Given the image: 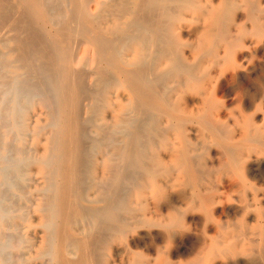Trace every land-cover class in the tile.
<instances>
[{
    "label": "bare ground",
    "instance_id": "1",
    "mask_svg": "<svg viewBox=\"0 0 264 264\" xmlns=\"http://www.w3.org/2000/svg\"><path fill=\"white\" fill-rule=\"evenodd\" d=\"M241 1L247 4V0ZM236 2L13 0L12 4V0H0V128L7 126L22 134L41 127L35 119L29 122L28 103L21 104L40 87L35 89L34 81L31 86L21 73L12 78V54L25 71L23 64L27 63L22 59L30 53L29 59L34 61H30L31 67H39L37 72L44 73L43 80L47 77V96L41 91L47 98L41 97L42 101L49 100L42 104L50 108L46 112L50 131L33 156L14 158L10 154L14 144L0 146V264L17 260L25 264L26 257L16 258L13 249L23 248L26 236L16 239L12 227L17 220L26 221L27 226L35 212L40 215L37 222L43 235L30 256L35 262L30 264L254 263L252 246L256 239L250 225L258 221L264 205V130L252 122L253 118L244 116H239L234 126L233 122L229 126L224 119L220 121L221 114L211 110L214 91L202 61L208 56L220 66V59L228 58L220 49L230 50L237 42L230 35L237 32L230 29L235 18L232 12L240 7ZM60 4L63 7L56 9ZM23 12L33 25H43L46 38L42 44L41 34H31L32 26L26 23ZM62 30L67 32L66 38L61 37ZM251 32L264 37V22L254 23ZM36 40L41 44L40 52L39 47L32 48ZM81 47L83 54L78 55L75 49ZM83 62L92 66L87 76L93 79V89L84 87L81 79L86 73L74 67ZM109 74L114 78L108 79ZM207 82L212 92L205 98L203 109L180 107L181 94L187 88L193 87L202 97L207 93ZM107 88L114 89V100L106 104L111 109L109 114L103 115L106 110H98L91 100ZM34 94L39 95L37 91ZM82 110L90 115L87 118L91 122L97 113L103 115L101 120L109 128L104 149L97 131L91 135L89 148L83 145ZM205 131L207 137L200 135ZM212 146L222 156L220 160L214 157L218 163L206 156L213 155ZM33 164L42 182L33 186L35 198L30 197L31 203L20 206L12 194L16 190L22 199L20 192ZM216 169L219 175L211 180L209 175ZM245 172L255 180L253 199L260 206L253 203L252 207L248 197L237 199L232 194L236 176ZM86 174L90 179H83ZM207 181L212 185H206ZM237 188L244 193V184ZM238 213L242 218L236 225L223 221ZM200 225L202 238L195 247L190 233L197 232ZM103 232L107 234L102 237ZM260 233L264 242V228ZM258 252L264 255L261 247Z\"/></svg>",
    "mask_w": 264,
    "mask_h": 264
},
{
    "label": "rangeland",
    "instance_id": "2",
    "mask_svg": "<svg viewBox=\"0 0 264 264\" xmlns=\"http://www.w3.org/2000/svg\"><path fill=\"white\" fill-rule=\"evenodd\" d=\"M234 1L235 2L237 1L239 3V5H240V7L237 10H235L236 13H235V11L232 12V15L235 18H233V21H230V29L232 28L231 29L232 30L231 32H233V33L235 31L238 32V33L236 32L235 34H232L230 32L231 33L230 34L231 35V38L234 39L235 41H237L236 44L234 46H232L230 50H227L226 48L221 47V49H220L221 55L228 56L227 59H224V57H222L220 59L219 65L220 66L223 65L222 68H219L220 66H218V64L212 63L213 61H211V59L208 56L205 57V58H203V60H202L203 61V67L205 68V70L208 68L207 71L209 72V74H208L209 76H206V80L208 78H211L213 80H216V81H213L211 79H208L207 80L210 83V85H211V87H212V89L214 91V97L216 98V99L214 98L215 105L213 107H211V110H213L215 112L214 114H221L220 115V121L221 122L224 121L223 123H226L229 126H232V125L234 126L237 123V120H240V118L242 116H244L245 118H249V119L250 118L251 119L253 118L255 121L252 119L253 120L252 122L253 123L254 122L255 123L257 122L256 123L257 125L256 124L255 125L258 126V127H261L264 130V125H262V123H264V121H263V119H264L263 118L264 117V113H263V111H264L263 110L264 109V45H263L264 37L254 35L251 32L254 23L264 22L263 21L264 20V11H263L264 10V0H247V4H245V2L243 3V1H241V0H234ZM59 3H57V4H59ZM12 4H13V0H12ZM13 7H14V5H12V8ZM57 7H59V8H57ZM62 7H63V5H62ZM62 7H61V4L60 5H57L56 6V9H59L60 10ZM21 15L22 16L24 15L25 18H26V20L24 19L26 21V23L27 24L30 23V25L32 26L30 28L33 30L32 31L33 33H31V34L33 35L34 33H36V34H38L37 35L38 37L40 36L39 34H41V36H40L41 38L39 39V40H41L40 43L42 44V42H45V41H42V40H45V39H43L44 37L46 38L45 32L43 30L44 28L43 29L41 28V26H43V25H40V24H39L40 26L33 25L32 20H31V17L28 16L26 14V12L21 13ZM260 17H261V19H260ZM236 22H237V24H236ZM45 25L50 28V24H45ZM248 28H250V29H248ZM25 33L26 32H24V33L21 32V35L24 37V34ZM62 33H63V36H61V37H65L66 38L67 32L65 30H62ZM26 36H28V35L25 34V37ZM72 38H75V36L74 37L72 36ZM247 38H248V40H246ZM39 40H36V41H38V43H33L34 46L36 44L35 47L32 45L33 46L32 47L33 49L34 48H38L41 45L39 43ZM242 41L244 42V44L246 46H242L243 45ZM253 41L256 42L257 44L255 43L256 45L255 44L253 45V43H254ZM246 43H248V45ZM12 45H13V43H12ZM254 46H256L258 48V50ZM30 49H31V47H30ZM223 49L225 51L222 53ZM234 49H237V50L235 51ZM37 50H39L37 52H40L42 50V47H39V49H37ZM240 50H242V51H240ZM34 51L36 52V49ZM83 51H84V48L83 47H81L79 49L78 48L75 49V53L78 54L80 52V54H78V55L83 54L82 53ZM20 52H22L24 54V52L26 53L27 50H23V51L20 50ZM29 54L26 56V60L25 59H22V63H25V64L27 63V65H24L23 64V67L25 66L24 67L25 71L23 70L22 67L18 66L19 64H18L17 61L14 60V54H12V78L14 77V75L16 73H21L22 76H20V77L21 78L23 77V79H25L26 81L30 82L31 83V86H32V81H34L33 84H35V85H33V87L35 89H38L40 87L38 90L32 91L33 93L31 92V95H30V97L28 99L26 98V99L21 100L22 101L21 104L24 106L25 104L28 103V105H27V106H29V109L28 110H30L29 117L31 118L29 120V122L32 124V122L35 119V120H37L39 126H41V127H40V129H38L37 132H32L31 131V128H30L29 131H26V132H24L22 134H17L16 131H14V130L10 131L9 129H7V126H3V127L0 128V146H2L3 144H5V142H6L7 144L8 143L11 144V145L14 144V146H16V148L18 147V149L20 148L19 149V152H18V149L14 148V146H12L13 147L12 148L13 150L10 152V154L12 153L11 154L12 157H14V156L15 157L16 156H22L23 157V156H25V154H26V156H29V157H30L31 154L33 156L34 153H35V151L37 149L40 150L42 148V146H43V144L45 142V138L48 136V133L50 131V127L47 125V122H46V121L49 120L46 112L50 108L47 107V105L45 106L44 104H42V103H44V101H45V104H47L46 101H49V100H45V99H44V101H42L43 98H47V97H43L44 94H45V96H47V94L45 92H48L47 91L48 90V86H46L47 85L46 84L47 77H45L46 76L45 75L44 77L46 78L45 79L46 81L43 80L44 73L41 74V72H39L40 73L39 74L37 72V70L39 69V67L38 66H35L36 69H35V67H31V63H33L34 61H32V60L29 59ZM238 54H239V57L237 56ZM186 55L189 56L188 53ZM232 57H233V60H232ZM189 59L190 60H193L192 55L189 56ZM23 60H25V61H23ZM30 61H31V63H30ZM206 61L207 62H210L211 61V63H207ZM205 62H206V64H205ZM36 63L38 64L40 62H37L36 61ZM83 64L85 65V67H84ZM83 64L82 63L76 64L78 67L76 65H74V67L75 68H79V69H77L79 72H83V73L85 72L86 73V75L85 76H82V79H81L82 82L84 81L83 82V85L85 84L84 87L87 85L86 86L87 88L89 87V88L93 89L94 86H95L94 83H92V80L93 79H92V77L89 78L87 76V72L90 71V69H91L92 66H91V64H85L84 62H83ZM210 64H212V65H210ZM80 65H82V66H80ZM214 65H216V66H214ZM235 65L237 66L236 70H234V68L236 67ZM212 66H213V68L215 67L214 69H215L216 72L214 71V69L212 68ZM230 66H232V68ZM88 67H89V69H88ZM228 68H231V70H233V71L231 72V70H229ZM219 71H221V72H219ZM217 72L219 74H222V72H223V75H219ZM2 73H5V72L2 71ZM235 73H237V75ZM23 74L25 76H23ZM211 74H212V77L210 76ZM217 74H218V77H217ZM225 74H226V76H225ZM234 74H235V76H234ZM215 75L217 77L216 79H214L215 78L214 77ZM27 77H28V79H27ZM108 77H110L108 79L114 78V76L111 75V74H109ZM222 78H223V80H222ZM36 79H37V81H35ZM219 79L221 81V84L219 83ZM211 82H212V84L215 83L214 84V87L211 84ZM209 83L207 84L209 86V88L205 84L206 89H204V90L205 91L207 90L206 91L207 93H205V95H201L202 97H200V94L198 92H195L196 89H194L193 87L187 88L184 91L185 93L183 92V94H181L182 97H181V100H180V107L181 108H184L185 110H198V108L199 109L201 107L204 108V105H205V102H206V99L205 98H207L209 96L210 92H212V89H211ZM44 86L47 87V90L45 89ZM219 86H220V88H219ZM41 87L44 88L46 91L44 89H42ZM40 89H42V90H40ZM107 89L109 90V92H108ZM107 89L105 91L104 90L98 91L99 93H96V95H95L96 98L94 97L95 99H92L91 100V103L94 101V103H92V105L95 106V107H97L98 110L99 109L100 110L101 109L102 110H106V113H104L103 115H108L109 114L108 111L111 110V109H109V107L107 108L106 104L109 101H113L114 100V99H112L113 98L112 97V94L114 93V89L113 88H107ZM189 89H191V90H189ZM84 90H86V89L84 88ZM111 90H112V92H111ZM36 91L39 94L38 97L36 96L37 94L36 95L34 94V92H36ZM39 91H40V93H39ZM41 91L44 92V94ZM41 94H43V95H41ZM84 94L87 95V93H84ZM110 96H111V98H110ZM0 97H1V94H0ZM98 98L100 100H98ZM109 98H110V100H109ZM51 100L52 99H50V102H51ZM201 101L202 102L204 101V102L201 103ZM7 104H9V101L7 102ZM95 107H93L92 109L95 110L94 109ZM203 108H201V109H203ZM82 111L83 112H81L80 120L81 121L83 120L81 122L82 125H83V129H84V132H83V141H84V144L83 145L85 147L87 146L86 149H88L89 146H90L89 143L92 141L91 140V135L93 134L94 131H97L98 132V135L101 138H103L100 141V143L102 145L101 147L104 149L105 148V144H106V142H105L106 140H104V137H106L105 135L108 134L109 128L104 123V121L101 120L103 118V115L101 117V114L97 113L94 116L95 119L93 118V121L91 122L87 118L90 115L88 113H85L84 110H82ZM257 111H258L259 114L257 113ZM222 114H223V116H222ZM254 114H256V115L253 116ZM239 116H241V117H239ZM230 118L231 119L234 118V119L231 121ZM261 118H263V119H261ZM7 123H8V121H7ZM231 123H232V125H231ZM84 125H85V127H84ZM95 125H98L99 127H96ZM6 131H8V132H6ZM87 132H89V133H87ZM12 134H13V136H11ZM109 135H112L111 132H110ZM200 135H204V136L207 137L208 134H206V131H205L204 134L200 133ZM199 138H201V136H198V139H197L199 142H201V139H199ZM32 141L34 143H36V144H34ZM87 141H88V144L86 143ZM104 142H105V144L103 145L102 143H104ZM212 147H211V150L213 151L215 149V151H213L215 154L213 153V155L211 154V155H206V156L212 158L214 162H217V161L219 162V160L221 159L222 156L220 155L218 149H216L214 147L212 148ZM22 149H26L25 151H27V152L22 151ZM20 151H22V152H20ZM216 151H217V153H216ZM97 155H99V154H96V156ZM216 156H219L218 157L219 160H217L218 158H216V161H215L214 157H216ZM217 163H215V164H217ZM36 168L37 167L34 164L29 168V171H30L29 178L24 182L26 187H25V189H23L26 193L24 191H22V192L25 193V196H24V193L20 192V196H21L22 199H18V196L16 195V194H18V192L16 190L13 191L14 195L12 194V198L15 200L14 197H16V199L18 200V203H19L20 206H22V204L24 206V205H29L31 203V201H30L31 198L30 197H32V198L34 197L35 198V195L33 194V192H34L33 191V186H36V185H38L37 183L42 182L41 180H38V179H41V176H40L41 174H38L37 171H35V170H37ZM219 172L220 171L217 170V169L216 170H213L211 172V174L209 175L210 176L209 178L210 179L212 178L211 180H215L217 178L216 176L219 175ZM35 173L37 174V176L35 175ZM244 177H246V178H244ZM85 178L86 179H90V177L88 176V174L84 175L83 179H85ZM248 178H249V181H248ZM250 180L252 181L251 183H249ZM253 181H255V180L252 177H250L247 172H245L243 176H240V177L236 176L235 181H234L235 182V187L232 189V194H233L234 197H236V195H237V197H236L237 199H240L241 197L243 198V196H245V198L248 197L246 201H248V203H250L252 207H255V205L260 206V204H258V202L256 204L255 201H254V199H253V186H252L253 185L252 183H254ZM239 184H244L245 185V188H244V191H243L244 193L243 194L240 193V191L237 188V185H239ZM206 185L211 186L212 184L207 181L206 182ZM248 190H249V193H251L252 195L248 193ZM246 194H248V196H246ZM249 195L252 196V198ZM229 202L230 203L231 202L232 203L235 202V203H238L240 205L242 204V203H240V201H237V202L236 201H229ZM253 203L255 205H253ZM85 204L87 205L88 203H85ZM231 205L233 206V204H231ZM261 206H262L261 207L262 209L261 208L259 209V213H260V216H259V219H258L259 222L258 221H252V222H255L254 224L251 222L253 224V226H252V224L251 225L249 224L251 226V227L249 226L250 227V231H251V235H252V237L254 239H256L255 244L252 246V248H253V250H252L253 251V256L255 255L254 256L255 258H254V263L253 264H264V258H263L264 255L261 252L260 253L258 252V250L260 249V247H261V249L264 250V242L261 239V233H260L261 232V229L264 228V210H263L264 209V205H261ZM38 216H40L38 214V212L37 213L35 212L34 215H33V217L31 215L30 218H29L30 222H32L34 225L32 223L30 224V222L28 221L27 222V226H26V223H25L26 221L25 222H22V221L17 220L18 222L15 221V223H14V225L15 224L16 225L12 227V231H13L14 235L16 236V239H17V237L26 236V239L27 240H24L25 242L22 243V245H21V247L23 245H24V247L23 248H20V249L19 248H14L13 249V252H14V255L16 256V258L18 256H20V255L21 256L23 255V257H26L27 261L25 262V264H30L32 261L35 262L34 260L31 259L30 256L34 253L35 249L36 250L38 249V245L40 244L38 242H40V240H41L40 239V234H41V237L43 235V229H42V227L37 222L38 221V218H39ZM230 216H231V218H229V216L228 217H225L223 219V221L225 220V223L227 222V224L229 223L231 225H236L239 222V220L242 218L241 213H238V214H235V215H230ZM18 226H20V229L21 230L19 229ZM198 228L200 230L201 229V225ZM199 230H197V232H196V230L195 231H191V233H190L191 239L195 238V240L193 239V242L196 241V242H194L195 247H196V243L198 242V240L199 239L201 240V238H202V232H201V230L200 231ZM7 231H8L7 229H4V232H7ZM196 233H197V235H196L197 237H195V234ZM21 234H23V235H21ZM105 234H107V233L106 232H103L101 236L102 237H103V235L106 236ZM102 237H100V239ZM196 238H198V239L196 240ZM197 245H198V243H197ZM21 252H23V253L21 254ZM256 254H257V257H256ZM258 254H260V255H258ZM192 255L193 254H191V257H192ZM256 260H257V262H256ZM14 263L15 264H19V260L15 261V262H12V264H14ZM116 264H118V263H116Z\"/></svg>",
    "mask_w": 264,
    "mask_h": 264
}]
</instances>
